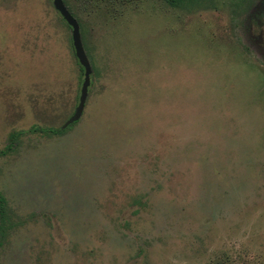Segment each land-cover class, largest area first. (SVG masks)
I'll return each instance as SVG.
<instances>
[{"label": "rangeland", "instance_id": "obj_1", "mask_svg": "<svg viewBox=\"0 0 264 264\" xmlns=\"http://www.w3.org/2000/svg\"><path fill=\"white\" fill-rule=\"evenodd\" d=\"M64 1L54 134L71 29L0 0V264H264V0Z\"/></svg>", "mask_w": 264, "mask_h": 264}, {"label": "water", "instance_id": "obj_2", "mask_svg": "<svg viewBox=\"0 0 264 264\" xmlns=\"http://www.w3.org/2000/svg\"><path fill=\"white\" fill-rule=\"evenodd\" d=\"M52 5L55 11H57L60 14L61 18L66 22V24L71 29V38H72V45L74 48L75 57L79 65L84 70V74H83L84 81L80 91L79 102L77 107L75 108L73 115L61 127L62 129H65L68 126L79 121L83 114L85 102L88 97L89 86L91 83V66L81 42L80 28L77 20L69 13L63 0H52Z\"/></svg>", "mask_w": 264, "mask_h": 264}, {"label": "trees", "instance_id": "obj_3", "mask_svg": "<svg viewBox=\"0 0 264 264\" xmlns=\"http://www.w3.org/2000/svg\"><path fill=\"white\" fill-rule=\"evenodd\" d=\"M169 6L171 7H174V8H178L182 5H184V3L187 1V0H164ZM64 4H65V1H64ZM66 5V4H65ZM69 10V13L73 16L72 14V11L71 9H68ZM61 18V17H60ZM62 22L67 26V28L69 29V26L66 24V22L61 18ZM70 47H71V52H72V55L74 56L75 60L77 61L76 57H75V53H74V48H73V45L70 41ZM77 65L81 71L82 74H84V70L83 68L79 65L78 61H77ZM65 129H62L60 128L59 130L57 131H53L54 134H62L64 132ZM14 135H12L10 137V140H13L14 139ZM12 144H9V146H7L6 150L4 151H0V157L3 156L5 154L6 151H9L10 149H12ZM5 206H6V199L3 197V195L0 194V221L3 223L5 221L3 215L5 213ZM3 217V218H2Z\"/></svg>", "mask_w": 264, "mask_h": 264}, {"label": "flooded vegetation", "instance_id": "obj_4", "mask_svg": "<svg viewBox=\"0 0 264 264\" xmlns=\"http://www.w3.org/2000/svg\"><path fill=\"white\" fill-rule=\"evenodd\" d=\"M1 194V193H0ZM2 195V194H1Z\"/></svg>", "mask_w": 264, "mask_h": 264}]
</instances>
